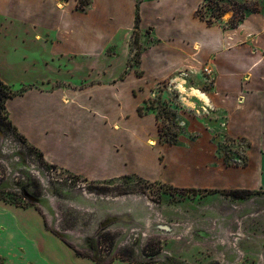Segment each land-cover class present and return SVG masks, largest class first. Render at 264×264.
Instances as JSON below:
<instances>
[{"label": "crops", "instance_id": "0c3cea01", "mask_svg": "<svg viewBox=\"0 0 264 264\" xmlns=\"http://www.w3.org/2000/svg\"><path fill=\"white\" fill-rule=\"evenodd\" d=\"M137 4L95 0L80 10L76 0H0V32L18 41L2 42L1 48L0 82L15 94L5 101L12 124L46 163L74 175L107 180L135 174L168 181L170 145L153 137V116L138 109L153 87L168 78L169 49L192 44L193 66L205 67L208 74L196 71L197 84L203 80L210 86L177 90L181 98L186 94L193 100L194 114L185 122L194 127L195 138L188 147L171 145L177 155H172L175 175L170 182L204 190L264 189V18L260 42H223L225 34L193 18L187 0L142 1L139 9ZM137 12L142 40L151 41L138 63L143 76L128 69L121 53L105 54L112 47L121 52L124 37L135 29ZM186 38L195 42H184ZM42 43H50L52 61L64 60L66 71L59 78L33 76L32 83H12L9 77L22 60L30 63L26 74H34L40 61L29 47ZM77 72L86 75L78 78ZM217 132L248 144L242 159L225 161ZM40 227L38 218L0 201V257H8V264H71L62 255L73 258L72 252Z\"/></svg>", "mask_w": 264, "mask_h": 264}, {"label": "rangeland", "instance_id": "374dc122", "mask_svg": "<svg viewBox=\"0 0 264 264\" xmlns=\"http://www.w3.org/2000/svg\"><path fill=\"white\" fill-rule=\"evenodd\" d=\"M142 1L160 0H138V4ZM187 1L196 21L201 20L203 27L210 26V30L225 34L223 42H260L264 0ZM78 2L86 10L95 0H76V5ZM0 33L1 68L2 42L18 41ZM42 34L45 37L46 34ZM142 39L135 22V29L124 37L121 52L112 47L106 49L105 54L121 53L118 56L127 60L128 69L131 67L137 75L143 76L138 62L141 50L151 41ZM49 42H53L52 39ZM49 44L29 47V51L39 57L40 65H36L34 74H26L30 63L20 61L21 66L11 74L10 81L18 85L32 83L34 77H61L60 73L66 71L65 61H57V58L52 61L50 52L53 50ZM168 53L171 65L168 78L153 87L152 95L139 108L141 114L148 113L154 118L153 137L159 135L164 143L177 140V146L188 147L195 135L194 127L188 128L185 118H191L195 110L192 98L186 94L181 98L177 90L184 92L183 88L196 85L208 88L209 82L201 80L197 84L196 81L198 72L208 74L205 67L193 66L192 44L169 49ZM182 55H188L183 63ZM83 62L85 69L88 63ZM101 65L104 66L103 62ZM176 65L184 66L172 73ZM76 75L80 78L86 74L77 72ZM217 134L225 161L235 164L238 156L243 158L248 145L244 140ZM167 144L170 145L168 181L147 180L135 174L89 180L46 163L36 148L14 129H0V189L20 194L22 188L28 190L31 207L23 209L26 217L38 218L41 230L48 231L72 252L73 258L70 254L62 255L71 264H264V189L251 191L246 198H237L231 194L234 189L176 186L170 182L175 175L171 169L175 163L172 155H177L176 147ZM185 159L189 171L192 150L185 152ZM9 260L0 257V264H8Z\"/></svg>", "mask_w": 264, "mask_h": 264}, {"label": "trees", "instance_id": "16d2710c", "mask_svg": "<svg viewBox=\"0 0 264 264\" xmlns=\"http://www.w3.org/2000/svg\"><path fill=\"white\" fill-rule=\"evenodd\" d=\"M77 7L80 10L84 9V6L80 5V3L77 5ZM139 20H140L139 13H137V17H136L137 28L139 26V22H140ZM138 55H139V53H138ZM0 86H2V88H0V129H8V130L14 129L23 139H25L24 136H22L17 131L16 127L12 124L11 120L9 119V114H8L6 107H5V101L7 99L13 97L15 94L12 93V91L10 90L9 87L3 85L2 82H0ZM138 112L141 114V108L138 109ZM160 133H161V131H160ZM176 134L177 133H175V136H176ZM166 142L174 145L177 143V140H168V141L166 140ZM37 151L40 153V155L43 158L42 153L39 150H37ZM21 190L22 191L20 194V193L12 192V190L0 189V201L5 203V204H9V205L15 206L17 208H22V209H27V208L31 207V203L28 199V195H29L28 190L26 188H22ZM231 194H233L237 198H246L247 196H249L251 194V191L233 190V191H231ZM37 195H39V193ZM31 197L36 198L38 196H31Z\"/></svg>", "mask_w": 264, "mask_h": 264}]
</instances>
